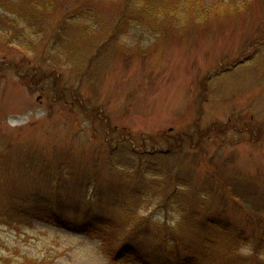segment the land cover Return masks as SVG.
<instances>
[{
	"label": "rangeland",
	"instance_id": "rangeland-1",
	"mask_svg": "<svg viewBox=\"0 0 264 264\" xmlns=\"http://www.w3.org/2000/svg\"><path fill=\"white\" fill-rule=\"evenodd\" d=\"M66 1L67 9L37 11L47 42L64 26L67 12H78L77 0ZM90 1L105 17L101 28L114 26L121 5ZM8 10L0 5V19L10 26ZM73 24L65 29L71 37L81 27ZM208 25L167 27L158 35L133 32L119 40L105 36L103 45L94 43L98 56L81 68L57 64L50 43L28 51L0 35V191L34 182L30 165L21 162L15 171L12 162L33 151L44 158L36 183L61 184L65 203L74 204L71 215L89 200L119 198L130 206L100 208L114 216L115 226L104 227L114 236L136 229L144 244L155 231L191 240L189 230L178 227L180 214L171 203L168 213L159 209V203L179 202L169 196L176 186L192 213L194 201H213L218 215L223 194L225 216L244 219L250 230L264 209V64L250 59L262 48L254 40L264 29V0ZM31 155L27 160L34 162ZM98 186L104 191L96 196ZM109 248L95 233L38 221L0 223V254L50 264H137L109 259ZM242 252L264 264V254L251 246Z\"/></svg>",
	"mask_w": 264,
	"mask_h": 264
},
{
	"label": "trees",
	"instance_id": "trees-1",
	"mask_svg": "<svg viewBox=\"0 0 264 264\" xmlns=\"http://www.w3.org/2000/svg\"><path fill=\"white\" fill-rule=\"evenodd\" d=\"M5 1L7 2L0 5L5 10L9 8L8 11L12 16L9 18L10 26L6 25L7 18L2 17L3 23L0 19L1 36H7L11 41L18 42L28 51H34L38 45L43 43H50L49 51L51 50L50 53L55 54L53 60L57 64H68L75 68H81L85 62L88 65L92 55L98 56L97 51L94 50V43L101 42L103 45L106 41L105 36L119 40L124 37H132L133 32L137 34L138 32H149L158 35L167 27L179 30L187 24L204 26L213 21L223 20L228 15L250 11V7L257 0H108L117 1L118 3H111L121 5V9L113 19L115 25L106 26L104 29L101 28V24L105 21V17L96 13L93 7L94 2L77 0L78 9L76 11L78 12H67L69 21L67 20L63 24L64 26L59 29V33L51 42L45 41L43 24L36 23V20L40 18L37 11L41 9L48 12L60 6L67 9L68 2L66 0ZM72 7L75 8V4ZM73 23L81 24V27L71 37L65 29L68 24L74 25ZM77 39L79 41H76ZM254 42H260L258 45H261L262 48L255 52L250 59L263 60L264 64V56L260 55L261 52H264V29L256 36ZM4 141L5 139L1 137L0 142L4 143ZM33 153V157L37 156V158L34 157L36 160L28 161L27 157H32ZM31 154L23 157V160H21L22 154L20 158L13 157L15 171H20L17 165L21 162L25 161L27 165H30V173L34 182L28 187L24 186L25 188L20 181L19 186H8V188L2 186L0 197L3 200H0V210L3 212L0 211V223L19 227L20 224L30 226L33 221L39 220L53 223L59 227H68L81 233H95V237L101 241L102 245L109 241L110 248L106 252L109 259L124 258L137 264H260L259 258L254 259L252 254H243L242 249L251 246L253 252L264 254V209L262 217L255 220L249 230L246 228L244 219L234 220L225 216L228 198L223 194H221L220 202L223 208L219 210L218 215L216 214L218 209L214 208L213 201L207 204L209 206L205 202L194 201L197 204V209L192 213L190 208L193 206L188 205L189 200L183 202L180 197L182 193L176 186L171 193L169 192V196L179 198V202L168 200L159 203V209H164L168 213L171 203L175 212L180 214V219L177 221L178 227L188 229L192 239L187 241L177 239L176 241L164 232L155 231L149 234V242L144 244L145 239H141L139 230H123L121 235L114 236L104 229L105 226H115L114 216L107 215L103 210H100L105 204L109 210L111 208L121 210L123 207L130 209V206H125L122 203L125 201H121L119 198H112V200L99 204L98 200H89L83 206L81 205V208L75 206L76 213L79 215H71L74 204L65 203L61 184H57L53 188H41V185L36 183V181L40 183L38 175L42 176V173L39 172V164L44 158L35 152ZM17 176H20V173L16 172L14 177ZM152 185L159 189L162 188L159 181H153ZM16 187L18 188L16 189ZM96 189V196L104 191L101 187ZM222 190L225 188L222 187ZM133 194L136 196L137 192ZM185 196L187 199L188 196L186 194ZM237 198L239 197L237 196ZM130 224H133L132 221ZM159 224L160 222L157 220L155 226L158 227ZM152 249L158 254L153 255ZM11 255L10 253L0 254V264H50L45 258L33 261L28 260L24 254H20L19 258H14ZM151 255L156 256L158 261L151 262Z\"/></svg>",
	"mask_w": 264,
	"mask_h": 264
}]
</instances>
